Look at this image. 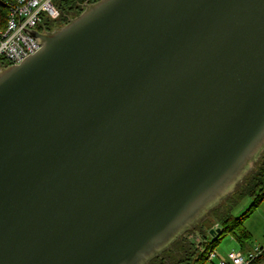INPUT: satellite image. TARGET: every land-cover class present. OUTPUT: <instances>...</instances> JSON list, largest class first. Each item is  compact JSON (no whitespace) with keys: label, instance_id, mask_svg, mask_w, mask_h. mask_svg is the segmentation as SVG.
<instances>
[{"label":"water","instance_id":"obj_1","mask_svg":"<svg viewBox=\"0 0 264 264\" xmlns=\"http://www.w3.org/2000/svg\"><path fill=\"white\" fill-rule=\"evenodd\" d=\"M29 34L0 71V264H138L260 160L264 0H100Z\"/></svg>","mask_w":264,"mask_h":264},{"label":"trees","instance_id":"obj_2","mask_svg":"<svg viewBox=\"0 0 264 264\" xmlns=\"http://www.w3.org/2000/svg\"><path fill=\"white\" fill-rule=\"evenodd\" d=\"M99 1L52 0L53 6L58 11V18L54 21L46 20L43 25L38 27V30L50 32L54 27L61 28L69 20L78 17L86 5L95 4ZM11 2L13 0H0V30L6 26ZM235 194L228 200L226 206L218 207L211 216L204 219H207L205 222L203 220L198 224L200 225L202 222V226L205 224L202 230H196L195 227L198 226L196 225L193 229L184 231L169 246L167 243L148 264H206L208 262L207 253L213 252V249L225 236L231 235L236 240L249 237L243 223L264 201V154L256 168ZM246 199L251 201L248 210L243 215L234 213L238 205ZM212 229H220V232L212 238L211 242H207V236ZM205 242L209 243L206 247Z\"/></svg>","mask_w":264,"mask_h":264},{"label":"built area","instance_id":"obj_3","mask_svg":"<svg viewBox=\"0 0 264 264\" xmlns=\"http://www.w3.org/2000/svg\"><path fill=\"white\" fill-rule=\"evenodd\" d=\"M58 11L52 0H13L10 4L6 26L0 30V71L6 67L20 65L30 56L35 55L41 44L29 33L40 32L38 27L46 20L54 21ZM211 252L208 260L217 259V264H257L264 253L263 246H255L249 253L229 251L224 257Z\"/></svg>","mask_w":264,"mask_h":264},{"label":"rangeland","instance_id":"obj_4","mask_svg":"<svg viewBox=\"0 0 264 264\" xmlns=\"http://www.w3.org/2000/svg\"><path fill=\"white\" fill-rule=\"evenodd\" d=\"M263 147H264V145H263ZM259 154H260V152L258 153L257 157L259 156ZM263 154H264V152H263ZM259 161L257 162L256 166L258 165ZM256 166H255V168H256ZM247 172H248V169L241 171L240 175L235 179L234 186H237L238 185L239 180ZM251 173L252 172H250L246 177H248ZM239 188L237 189V191H239ZM228 193L229 192H224L223 194H221L218 199H216L215 201H213L211 203L210 207H216L215 209H217L218 207H224V206H226L228 200H230L233 197V195L235 194L234 193L232 195H229ZM250 204H251V201L249 199L244 200L243 202H241L238 205V207L236 208V212H234V213L243 215L245 213V211L248 210V208L250 207L249 206ZM263 208H264V204L261 205L260 207H258L256 209V211H254V213L248 219H246L244 221V223H243V227L246 229V231L251 232L252 238H251L250 242L242 245V247H241L242 248L241 249L242 251L239 250L240 246L237 243H235L234 241H232L231 238H229V236H226L225 239L223 241H221L216 248L213 249L215 251L214 253H216L217 256L224 257V255L227 254L228 252H226V253L223 254L222 251L224 250V248H228L227 247V244H229V245H231L232 248H235V249H233V251H241L243 254H245L246 253L245 250H246L247 244H251V243H254V242L255 243L261 242V239H262V228H263V225L262 224L264 222ZM215 209L211 210L210 213L207 215V217L211 216V214L214 212ZM206 220H204L203 222H205ZM200 225L196 226L195 229L196 230H198V229H201L202 230V228H204V225L205 224H203V226L202 225L200 226ZM189 230H191V229H189ZM192 231H189V232H192ZM211 240H212V237L210 235H208L207 236V242H211ZM205 244H206L205 245V247H206V246H208L209 243H206L205 242ZM262 244H263V242H262ZM165 245H163V247ZM207 254L209 256L210 253H207ZM154 256H157V254L154 255ZM154 256L145 257L143 260H141L140 262L138 261L137 263L138 264H148L153 259ZM212 261L213 260H208V262H206V264H212Z\"/></svg>","mask_w":264,"mask_h":264},{"label":"crops","instance_id":"obj_5","mask_svg":"<svg viewBox=\"0 0 264 264\" xmlns=\"http://www.w3.org/2000/svg\"><path fill=\"white\" fill-rule=\"evenodd\" d=\"M264 204V201L261 203V205H263ZM260 205V206H261ZM259 206V207H260ZM263 213H264V208H263ZM263 228H262V239H261V242H258V243H251V244H247V246H246V253H249L250 251H252V249L255 247V246H263L264 245V222H263ZM247 233H248V236L249 237H247V238H243V239H235L234 237H232L231 235H227V236H229V238H231V240L232 241H234L235 243H237L239 246H240V248H239V250H241L242 248V245L243 244H246V243H248V242H250V240H251V238H252V234H251V232H248L247 231ZM226 237V236H225ZM225 237L221 240V241H223L224 239H225ZM220 241V242H221ZM219 242V243H220ZM262 242H263V244H262ZM218 246V245H217ZM227 247L228 248H224V250L222 251L223 252V254L224 253H226V252H229V251H231V250H233V249H235V248H232L231 247V245H229V244H227ZM242 251V250H241ZM241 251H239V252H241ZM242 253V252H241ZM245 253V254H246ZM219 258L221 257V256H218ZM212 264H217V259H215V260H213L212 261ZM257 264H264V253L258 258V261H257Z\"/></svg>","mask_w":264,"mask_h":264},{"label":"flooded vegetation","instance_id":"obj_6","mask_svg":"<svg viewBox=\"0 0 264 264\" xmlns=\"http://www.w3.org/2000/svg\"><path fill=\"white\" fill-rule=\"evenodd\" d=\"M58 28V27H57ZM56 27H54L53 29H52V31H50V32H54L55 31V29H57Z\"/></svg>","mask_w":264,"mask_h":264}]
</instances>
